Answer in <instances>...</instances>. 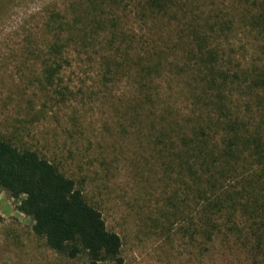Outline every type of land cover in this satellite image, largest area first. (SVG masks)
I'll return each mask as SVG.
<instances>
[{
    "label": "trees",
    "instance_id": "trees-1",
    "mask_svg": "<svg viewBox=\"0 0 264 264\" xmlns=\"http://www.w3.org/2000/svg\"><path fill=\"white\" fill-rule=\"evenodd\" d=\"M76 6L72 17L57 14L63 20L48 46L40 90L57 102H76L64 85L62 63L69 62L61 48L100 45L105 86L120 77L134 85L121 115L136 127L132 135L160 162L165 178L191 195L194 216L180 231L197 258L264 264V0ZM166 84L170 93L162 100ZM181 97L182 114L174 105ZM2 191L53 251L71 259L85 255L88 264L123 263L120 235L61 163L0 134ZM178 196L170 197L173 208Z\"/></svg>",
    "mask_w": 264,
    "mask_h": 264
},
{
    "label": "rangeland",
    "instance_id": "rangeland-1",
    "mask_svg": "<svg viewBox=\"0 0 264 264\" xmlns=\"http://www.w3.org/2000/svg\"><path fill=\"white\" fill-rule=\"evenodd\" d=\"M78 4L87 0H0V134L61 163L77 180L108 229L120 235L122 264H222L213 257L200 262L180 231L194 216L191 195L165 178L160 162L132 135L136 127L121 115L134 85L120 77L105 86L100 45L61 48L69 62L62 63L64 85L75 91L76 102H57L40 90L48 46L63 20L57 14L72 17ZM161 92L168 98L167 84ZM174 105L182 114L185 99ZM176 193L173 208L168 202ZM17 205L7 191L0 193V264H88L85 255L71 259L50 249Z\"/></svg>",
    "mask_w": 264,
    "mask_h": 264
}]
</instances>
